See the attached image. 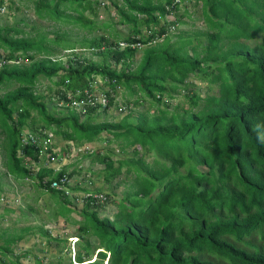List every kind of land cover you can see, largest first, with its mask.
<instances>
[{
	"label": "trees",
	"instance_id": "16d2710c",
	"mask_svg": "<svg viewBox=\"0 0 264 264\" xmlns=\"http://www.w3.org/2000/svg\"><path fill=\"white\" fill-rule=\"evenodd\" d=\"M31 1L38 18L93 27L83 12L95 15V0ZM107 1L118 23L128 26L120 39L134 41L137 36L145 44L161 38V43L145 46L134 69L130 64L137 48L109 49L114 31L75 40L66 32L53 31L46 38L40 32L28 35L16 25H0V88L16 84L0 94L2 175L17 182L32 179L52 201L51 217L75 226L72 260L67 250V257L58 256L51 264H264V0H195L200 1L206 29L177 33L174 40L166 31L178 22L174 0ZM178 1L186 8L192 0ZM166 6L171 21L164 19ZM142 28H150L148 36L141 34ZM254 39L258 41L245 42ZM79 49L91 50L99 61L74 54ZM20 59L27 64L17 63ZM190 74L208 90L215 86V92L201 96L187 80ZM93 75L106 78L104 84L114 93L123 89L122 117L94 122L93 108L82 117L53 105L47 109L49 100L66 101L67 93L87 85ZM39 78L53 88L37 92ZM178 93L182 100L169 104ZM145 101L155 111L135 110ZM115 103L110 98L103 111ZM23 129L39 134L52 130L76 145L99 140L102 131L110 134L120 152L129 153L113 159L112 149L94 148L89 159L101 165L96 174L105 184L119 175L128 180L121 197L113 200L105 194L102 203L83 198L76 209L42 183L62 170L55 173L39 165L31 173L24 157L38 163L41 149L20 143ZM145 155L152 159L146 162ZM111 201L112 216H98ZM33 231L47 246L66 243L42 224L1 232L0 264H22L19 259L27 251L15 253L11 245ZM34 264H43L42 259L34 256Z\"/></svg>",
	"mask_w": 264,
	"mask_h": 264
},
{
	"label": "rangeland",
	"instance_id": "374dc122",
	"mask_svg": "<svg viewBox=\"0 0 264 264\" xmlns=\"http://www.w3.org/2000/svg\"><path fill=\"white\" fill-rule=\"evenodd\" d=\"M98 2L94 4L92 7L95 10V15L89 10L83 12V15L86 18L92 19L93 27L88 30L86 28L77 27L71 23H56L49 18H38L33 11L32 8V1L31 0H1L0 2V25H16L17 27L22 28V30L28 35H33L34 32H40L41 34H45L46 38L53 37V31L57 32H66L67 35L71 39L80 40L81 38H90L95 35L101 34H110L114 31L116 35V39L114 40H122L128 34V26L125 24L118 23V15L115 12L114 7L108 3L107 0H95ZM183 9H185L186 13H182ZM69 13L70 11L67 10ZM177 23L174 24V28L167 31V36L169 40H174L176 38V34L183 32V35L192 33L195 30H205L206 24L202 19L201 15V7L200 1H189L186 5V8L179 7L178 10ZM167 21L173 20V15L165 16ZM145 32L144 28L141 29V34ZM185 33V34H184ZM258 39L254 40H247L245 41L248 44H253L257 42ZM161 43V40L157 41ZM148 45V44H145ZM145 45H142L140 48L137 49L133 56V60L130 64V68L134 69L136 64L139 61L140 55H142L143 51H146ZM162 45V44H160ZM77 46V45H76ZM163 46V45H162ZM60 49L58 48L57 51ZM58 53V52H57ZM68 54V53H65ZM80 57L90 59L92 61H99V57L93 54L91 50L87 49H79L74 52ZM40 54H36L35 58H38ZM17 63L27 64V61L24 59L18 60ZM118 68V66L116 67ZM56 78H52L55 80ZM191 84L195 87L198 93L202 96L206 92L214 93L216 87L210 85V90H208L207 85L203 83V81L197 79L194 75L190 74L187 78ZM15 83H8L6 87L0 88V94L7 89H11L15 86ZM50 87L53 88L52 82L48 81L45 78H39L38 83L35 87L37 92H41L42 94L46 93V89ZM123 89L121 91L117 90L116 98L117 101L124 102V96L122 95ZM181 92V91H180ZM126 95V94H125ZM182 100L181 94H175L172 100H170L169 104H176ZM53 101H50L47 104V109L50 110V105ZM172 105H168L171 108ZM150 112L155 111L156 106H149L147 102L140 104L139 106L135 107V110H143L145 108ZM61 112H65L68 108H59ZM126 111V110H125ZM125 112H115L114 110H109L105 116L103 113H98L94 122L98 121H115L122 117ZM27 130V129H23ZM53 136H50V144L53 147H61L63 148L62 151L59 152L60 158L58 159V163H62L66 166V164H70L71 166H77L80 164L81 168H79V173L76 174L74 180L77 181L76 184L79 186H85L88 190H99L104 192L106 196L110 199L117 200L121 197L122 191L125 189V185L127 184L128 180H124L122 175H119L112 179L109 183L105 184L97 175H92L91 173L96 171L97 167H89L90 173L84 175L81 169L87 167L86 159L78 160L79 155L84 153V150L90 152L95 148H100L101 152H103L106 148L112 149L113 155L112 158H118L125 155V153H129V150H125V153L120 152L116 142L110 137V134L105 133L102 131L99 134V142L95 145H91V147H86L84 149L77 150H65V141L59 135H55L52 130H50ZM51 134V135H52ZM109 144H107L105 139H109ZM100 146V147H99ZM66 151V152H65ZM85 154H82L80 157H83ZM87 155V154H86ZM64 157V159H61ZM145 161L149 162L152 159L151 155H145ZM2 160V152L0 151V195H6L8 201H1L0 200V233L1 232H18L19 228H23L25 226H34L38 224H42L45 229L50 231V234L53 236H58L61 238H66V243H56L51 242V245L47 246L44 240L39 237L36 232L26 233L24 237L13 245H11L12 251L15 253L19 252H26L27 254L19 259L22 264H34V256H37L42 259L43 264H51L57 260L58 256L67 257L68 251L70 254V260H72L73 251L76 248L74 243V225H70L65 223L60 217L53 219L51 217L50 207H52V201L48 199L47 205L43 203V197L34 186V182L32 183L30 180H24L22 183L15 182L14 180L10 179V177L6 175H2L3 168L1 165ZM64 160V161H63ZM65 162V163H64ZM68 162V163H67ZM83 164V165H82ZM56 166V164H52ZM62 165L61 167H63ZM90 166V165H89ZM68 170V169H66ZM65 170V172H67ZM88 170V169H87ZM87 181L84 183L82 178L84 176ZM91 178V179H90ZM90 182V184H89ZM79 192V191H75ZM44 196V195H43ZM76 196V194H74ZM79 196V194H78ZM79 199V198H78ZM80 200V199H79ZM77 203L75 208H79L81 205V201H76ZM115 211L114 204L111 202H107L98 210V216H107L111 217ZM70 216L76 220H79L80 217L77 216L75 213H71ZM92 243H95L94 238H90ZM74 244V245H73ZM68 250V251H67ZM95 253V252H94ZM94 255V254H93ZM8 257V256H7ZM105 264V261L102 263Z\"/></svg>",
	"mask_w": 264,
	"mask_h": 264
},
{
	"label": "built area",
	"instance_id": "2783aa9c",
	"mask_svg": "<svg viewBox=\"0 0 264 264\" xmlns=\"http://www.w3.org/2000/svg\"><path fill=\"white\" fill-rule=\"evenodd\" d=\"M173 3H176L178 7L182 5V3H180L178 0H174ZM165 9H166V14L164 15V19L165 16L172 15L171 9H168L167 6L165 7ZM165 21L167 20L165 19ZM173 28H174V24L168 25L166 31H170V29ZM144 30L145 32H143V35L144 37H146L150 33V28ZM134 39H135L134 41H130V40L112 41L109 45V49L122 50L124 48H130V49L140 48L143 45L142 42H140L137 39V36H135ZM159 39L161 38H158L156 40ZM156 40L151 39L147 41L145 44H151ZM64 53H68V50H65ZM61 60L64 61V55L61 57ZM105 82H106V78H102L99 75L91 76V79L88 81L87 85L83 86L82 88L74 89L73 92L70 94L67 93L66 101L54 100L56 109L59 110V108H68V110H74L80 117L84 116L85 112L90 108L95 109V111L104 110L105 106L109 103L110 98L113 101L118 100V98H116V93H114L113 90L110 89L108 85H105L104 84ZM111 82H113V80H111ZM118 89L119 87L116 88V92ZM113 108L114 107L111 106L108 107V109L110 110ZM116 110L118 112H122V111L125 112V107L121 104L120 101L117 102ZM19 141L22 145H35L40 147L41 149L40 154L46 155L48 162L57 161L56 156H53L51 155L50 152H48V149L51 146L50 134L48 132L41 131V134H39V133H33L28 130H24L20 133ZM47 184L49 188L60 192L63 196L67 197L73 203H75L76 201H82L83 198H86L89 201L95 200L98 203H102L104 199V195L101 192L86 193V194L80 192H74L71 189L72 181L70 177H68L66 174H61L56 179L49 180ZM74 194H76V196H74ZM0 200L4 201L3 198H0Z\"/></svg>",
	"mask_w": 264,
	"mask_h": 264
},
{
	"label": "crops",
	"instance_id": "0c3cea01",
	"mask_svg": "<svg viewBox=\"0 0 264 264\" xmlns=\"http://www.w3.org/2000/svg\"><path fill=\"white\" fill-rule=\"evenodd\" d=\"M161 40V39H160ZM154 43V42H153ZM153 43H151V44H153ZM151 44H148V45H145V46H149V45H151ZM111 64H112V62H111ZM118 65H116V67H117ZM119 67V66H118ZM117 69V68H116ZM50 101H52V100H49L48 101V103L50 102ZM47 103V104H48ZM52 105L53 106H55V101L53 100V103L50 105V110H51V107H52ZM54 109L56 110V108L54 107ZM98 113H103L104 114V116L107 114V113H109V111H96V112H93L92 114H91V117H93V118H96V116L98 115ZM48 132V131H47ZM49 134H50V136H53V134L51 133V132H48ZM52 134V135H51ZM62 140H64V139H62ZM65 141V144L64 145H66L65 146V150H67V152L69 151V150H74L75 148H77V150H80V149H84V148H86V147H91V145H95L97 142L98 143H100L99 141L100 140H97V141H95V140H93V141H91V142H85V143H82L81 145H76V144H74L73 142H71V141H67V140H64ZM102 141H105V140H102ZM107 144H109V141L107 142V141H105ZM97 146H95V147H98V144H96ZM94 147V148H95ZM100 147V146H99ZM62 149L63 148H61V147H59V146H57V147H53L52 145L50 146V148L48 149L49 150V152L50 153H52V155L53 156H56V158H57V161H53V162H48V160H47V157H46V155H44V154H40V155H38V159H39V161H38V163H36V162H34L33 161V159H31L30 157H24V162L25 161H28L29 163V169H30V171H31V173H35L36 172V170H37V168L39 167V165H41V166H45V167H49V168H51L52 170H53V172H55V173H57V172H59V171H63V173L62 174H66L67 176L69 175L70 176V179H71V181H72V188H74V186H79V184L77 185L76 184V182L77 181H75L74 180V177L76 176V174H78L79 173V168H81V166H80V164H78L77 166H71L70 167V164H66V166L64 165V164H62V163H58L57 164V162H58V159L60 158V156H58L59 155V152L60 151H62ZM105 149V148H104ZM66 152V151H65ZM91 152V151H90ZM82 154H85L83 157H80ZM87 154V155H86ZM89 154H91V153H89V152H87L86 150H84V153H81L80 155H79V159L78 160H83V159H86V162H87V167L86 168H84V170L83 169H81V171H82V173H84V175L85 174H87V173H90V171H92V170H90L89 169V167L91 168V167H93V168H95V167H97L96 169V171H94V172H92L91 174L92 175H97V177H99L100 179H101V176L97 173L96 174V172H98L99 170H100V168H101V165L100 164H96V163H91L90 162V159H89ZM26 158H28V159H26ZM61 159H64V157H62ZM64 161V160H63ZM26 163V162H25ZM65 163V162H64ZM68 163V162H67ZM52 164H56V166H53ZM62 165H64L63 167H61ZM83 165V164H82ZM90 165V166H89ZM26 166H27V164H26ZM66 169H68V170H66ZM88 169V170H87ZM65 170L67 171V172H65ZM61 175V174H60ZM84 175H82V176H84ZM9 177V176H8ZM10 179H12L11 177H10ZM91 179V178H90ZM13 180V179H12ZM24 180H30L32 183L34 182V181H32V179H29V178H26V179H24ZM24 180H21V181H19V183H22ZM48 180H50V179H48V177H44L43 179H42V183L44 182V183H47L48 182ZM53 180V179H52ZM82 180L84 181V183L87 181V179L85 178V176L82 178ZM102 180V179H101ZM15 181V180H14ZM15 182H17V181H15ZM89 184H90V182H89ZM80 188H85V186L83 185V186H79ZM51 189V188H50ZM95 190V189H94ZM75 192V191H74ZM101 193H103V195L105 196V193L104 192H101ZM44 195V196H43ZM43 195H40V196H42L43 197V203H44V205H47V201H48V199L49 198H47L46 197V195L45 194H43ZM0 198H3V200L4 201H8L7 200V196L6 195H0ZM47 200V201H46ZM51 205H53V203L51 204ZM71 205H74V206H76L77 205V203H73V202H71ZM80 207H81V205H80ZM79 207V208H80ZM51 208L52 207H50V211H51ZM79 208H76V209H79ZM34 227V226H33ZM36 227V226H35Z\"/></svg>",
	"mask_w": 264,
	"mask_h": 264
},
{
	"label": "clouds",
	"instance_id": "9594fccd",
	"mask_svg": "<svg viewBox=\"0 0 264 264\" xmlns=\"http://www.w3.org/2000/svg\"><path fill=\"white\" fill-rule=\"evenodd\" d=\"M143 35V34H142ZM144 36V35H143ZM114 41H116V40H114ZM127 41V40H126ZM143 45H145V44H143ZM115 102V101H114ZM117 102L118 101H116V103H115V105H112L114 108L113 109H111V110H114L115 112H117L118 113V111L116 110V107H117ZM121 102V101H120ZM110 109H107L106 111H109ZM103 111V110H102ZM96 112V111H95ZM76 239V238H75ZM75 241V240H74Z\"/></svg>",
	"mask_w": 264,
	"mask_h": 264
}]
</instances>
